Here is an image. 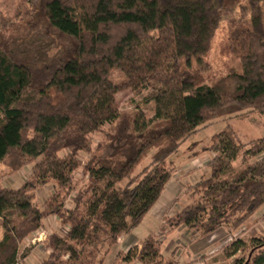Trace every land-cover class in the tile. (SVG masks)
<instances>
[{
  "label": "trees",
  "instance_id": "trees-1",
  "mask_svg": "<svg viewBox=\"0 0 264 264\" xmlns=\"http://www.w3.org/2000/svg\"><path fill=\"white\" fill-rule=\"evenodd\" d=\"M34 1L11 16L0 11V163L11 158L13 171L32 170L20 188L0 187V264L22 261V242L53 216L68 232L45 241L52 253L39 264H106L120 237L138 227L161 196L176 170L171 158L219 120L227 121L225 128L200 149L212 155L209 176L187 188L191 202L166 217L162 231L186 228L208 236L228 221L238 226L264 206V137L243 143L231 122L264 116L260 16L251 21L255 28L236 27L230 34L241 72L210 84L199 67L225 0ZM42 23L62 49L37 63L16 46ZM114 70L123 81L111 79ZM123 91L145 95L154 119L142 111L121 114L116 96ZM103 131L94 149L92 136ZM89 152V185L65 209L79 154ZM50 183L55 195L41 209L32 191ZM160 235L133 247L125 261L178 264L163 255ZM252 244L249 249L235 241L227 259L249 250L234 264H264V241Z\"/></svg>",
  "mask_w": 264,
  "mask_h": 264
},
{
  "label": "rangeland",
  "instance_id": "rangeland-1",
  "mask_svg": "<svg viewBox=\"0 0 264 264\" xmlns=\"http://www.w3.org/2000/svg\"><path fill=\"white\" fill-rule=\"evenodd\" d=\"M31 1L32 0H0V11L3 14L11 16L18 11L31 9ZM221 15V20L213 32L209 50L202 57L203 66L199 67L202 71L204 81L210 84L227 76L232 71L241 72L240 58L230 49L229 46L230 34L236 27H247L251 25L255 28V25H253L251 21L258 16L262 18V21L264 20V5H256L252 3L251 0H225ZM257 23L256 29L262 33L263 27L261 26V21ZM61 44V39L54 33L48 34L45 25L42 23L38 24V26L30 32V36L27 40L23 43L19 42L16 49L19 51L28 50L32 54L33 60H36L37 63H39L40 60L41 62H44L45 60H51L57 56L62 49ZM195 67L197 68L198 66L195 65ZM110 77L117 83L124 80V76L119 70L112 71ZM144 98L145 95L141 97L134 96L131 91H123L116 96V104L123 115H131L136 111H142L148 119L153 120V103L145 102ZM231 122L237 128L238 136L243 143H249L252 140L264 137V116L260 114H249L244 120H231ZM226 123V120H219L215 124L200 130L181 147L179 154L173 156L171 161L174 163L179 161L188 147L191 148L195 144H202L201 147L198 146L196 148L201 149L211 140L213 135L221 132L225 128ZM103 129L106 132L110 127L106 126ZM104 131L98 132L92 136L94 149L104 140ZM79 158L81 159V166L73 174V190L68 193L69 196H67L65 200V209L73 208L75 206L74 200L76 197L79 196L80 192L89 185V174L86 173L85 166L90 160V152L79 154ZM197 161L199 162V160ZM10 162L11 158H8L4 163H0V187L18 189L31 178L32 170L29 166L13 171L9 166ZM186 182L191 183L190 176H187L183 180L184 184H186ZM187 188L185 195L180 197L185 203L181 206L180 201L176 204V208H171L169 212L174 215H167L168 218L171 219L174 217L180 209V206L181 208L185 207L191 202ZM55 191L56 189L51 183L46 186L38 187L32 191L35 195L34 202L43 209L46 207L47 202H49L55 195ZM166 198L169 200V197ZM163 203L164 202H162V204ZM157 209L159 208L155 207L153 211L156 212L158 211ZM235 222V220L228 221L229 224L218 228L213 234L208 236H202L200 232L188 230L186 228L184 232L178 230L171 235H168L166 231H162L163 235L160 236L164 243L163 255L166 258H170L171 252L177 248L179 251L174 260H176L178 264H234L236 259H239L240 257L247 258L250 253L249 250L247 252H240L235 257L227 259V253L230 251L229 247L235 241L241 240L245 242L249 249L251 247L253 248L252 240L256 239L264 241V206L245 221L241 222V224L233 227L235 226ZM157 223L155 214L147 216L143 224L134 231L135 236H132L131 238H137L138 242L144 240L150 234L157 232L160 228V225ZM67 232L68 225L61 226L57 218L52 217L49 221L43 224L42 228L28 236V238L22 242L20 246V254H26L25 258H21L22 262L24 264L41 263L52 253L51 249L45 247V241L51 235L58 234L63 236ZM3 233L2 220L0 219V239L3 236ZM40 234H44V239H47L44 242L38 240L33 241L34 238L39 237ZM106 261L107 264H112L114 259L108 257Z\"/></svg>",
  "mask_w": 264,
  "mask_h": 264
},
{
  "label": "crops",
  "instance_id": "crops-1",
  "mask_svg": "<svg viewBox=\"0 0 264 264\" xmlns=\"http://www.w3.org/2000/svg\"><path fill=\"white\" fill-rule=\"evenodd\" d=\"M198 146L201 147L202 144H199ZM196 150H198L197 151L198 153L195 150H193L192 148L188 147V149L182 154L180 160L175 163L176 170L172 174V178L166 184V186L162 192V194L164 196L161 194V196L157 200V203L154 204V206L152 207L150 212L144 217V219L142 220L141 224L138 227H136L134 230H132V232L129 233L128 235H124V236L120 237L118 245H116L112 249L111 253L108 256V257H111L114 259V262L112 264H139L140 262L137 259H133L131 261H125V258L127 256V254L129 253V251L135 246H140L148 237L159 236L162 233L164 219L167 217V215H169V216L174 215V214H170V212H169L171 210V208H173V207L176 208V204L179 203L180 201H181V206L185 203L181 200L180 197H182V195H185L186 188L199 183L201 180H203L209 176L210 169L208 167V163L211 161L212 155L210 153L201 152L200 149H196ZM197 160H199V162ZM180 166H182V167H180ZM187 176H190L191 183L186 182V184H184L183 180ZM166 197H169V200ZM162 202H164V203L162 204ZM181 206H180V209H181ZM155 207L159 208V209H157L158 211H156V212L153 211ZM152 214H155L156 220L158 222L157 224L160 225V228L157 230V232H154V234H150L147 238H145L144 240H141L139 242H138L137 238L132 239L131 237L135 236L134 231L137 230L143 224V222L145 221L147 216H152ZM54 217L55 216H53V218ZM51 218L52 217L46 219L44 222L46 223ZM44 222H43V224H45ZM59 224H60V222H59ZM178 230L180 232H184L185 228L184 229L179 228L177 230H174L171 233H169L168 235H171L172 233H174L175 231H178ZM178 251L179 250L177 248H175L171 252L170 258L174 260ZM106 264H107V261H106ZM186 264H190V263H186Z\"/></svg>",
  "mask_w": 264,
  "mask_h": 264
},
{
  "label": "built area",
  "instance_id": "built-area-1",
  "mask_svg": "<svg viewBox=\"0 0 264 264\" xmlns=\"http://www.w3.org/2000/svg\"><path fill=\"white\" fill-rule=\"evenodd\" d=\"M44 237H45V235L44 234H40L39 235V237H36V238H34V240L33 241H42V242H44L47 238H45L44 239ZM18 264H24L22 261H19V263Z\"/></svg>",
  "mask_w": 264,
  "mask_h": 264
}]
</instances>
